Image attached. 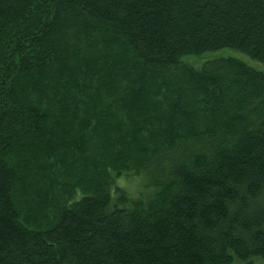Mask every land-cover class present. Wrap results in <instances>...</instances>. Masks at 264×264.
<instances>
[{"label":"trees","instance_id":"obj_1","mask_svg":"<svg viewBox=\"0 0 264 264\" xmlns=\"http://www.w3.org/2000/svg\"><path fill=\"white\" fill-rule=\"evenodd\" d=\"M257 63L264 0H0V264L263 261Z\"/></svg>","mask_w":264,"mask_h":264},{"label":"rangeland","instance_id":"obj_2","mask_svg":"<svg viewBox=\"0 0 264 264\" xmlns=\"http://www.w3.org/2000/svg\"><path fill=\"white\" fill-rule=\"evenodd\" d=\"M201 60L196 61L201 62ZM251 62V60H250ZM261 67V69L264 70V65L261 63H257ZM115 182L117 185L125 188L133 197L136 196H145L149 192L152 191L153 187L150 185V178L147 177V175L144 173L136 174L135 172H129L128 174L120 173L116 175ZM78 196V195H77ZM256 264H264V260L257 262Z\"/></svg>","mask_w":264,"mask_h":264}]
</instances>
